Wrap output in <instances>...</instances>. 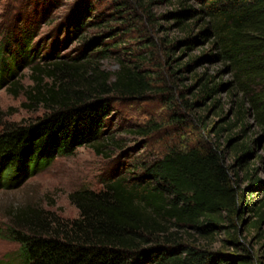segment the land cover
<instances>
[{
	"label": "trees",
	"instance_id": "trees-1",
	"mask_svg": "<svg viewBox=\"0 0 264 264\" xmlns=\"http://www.w3.org/2000/svg\"><path fill=\"white\" fill-rule=\"evenodd\" d=\"M96 6L80 0L62 24L67 38L81 40L83 48L67 60L40 53L29 17L6 30L0 89L11 83L17 95V74L30 67L35 85L27 96L44 112L27 124H0V189L21 187L78 148L98 155L113 148L107 137L113 105L145 100L158 78L171 103L181 102L185 111L198 105L214 110L219 121L211 127L206 117L198 120L214 141L146 158L124 172L113 170L99 190L71 193L79 212L74 220L38 206L18 209L7 238L20 245L21 263L256 264L258 256L264 264V0H112L101 11ZM198 48L199 56L174 67L176 53ZM110 59L116 72L103 68ZM202 62L219 65L228 80L195 75L193 102L185 96L190 89L173 92L170 82ZM224 91L231 96L227 111L216 98ZM218 236L225 238L214 249Z\"/></svg>",
	"mask_w": 264,
	"mask_h": 264
},
{
	"label": "rangeland",
	"instance_id": "rangeland-1",
	"mask_svg": "<svg viewBox=\"0 0 264 264\" xmlns=\"http://www.w3.org/2000/svg\"><path fill=\"white\" fill-rule=\"evenodd\" d=\"M85 1L97 2L96 9L99 11L112 2V0H81V2ZM42 5L46 10H41ZM79 5L80 0H0V47L7 34L6 30L8 31L14 22L23 24L25 17H29L36 22L33 24L37 30L34 46H38L43 56H58L67 60L81 54L83 49L81 40H77L76 37L67 38L65 28L62 27L71 10L78 8ZM158 11H163V8ZM10 30L14 31L13 28ZM57 42V51L53 53ZM202 51V48H198L187 54L176 53L175 57L180 60L174 64V67L184 66ZM7 59L11 62L9 57ZM40 62L38 59L36 64ZM102 65L109 72L118 70V65L113 59L103 62ZM219 67L211 62H202L194 71L189 70L177 75L176 82H170L174 84L171 85L173 92L174 87L188 88L190 91L186 92L185 96L191 102L197 100L195 95L199 92V79L195 75L216 76V83L218 81L224 83L228 77L219 75ZM155 76H159L157 72ZM17 77L22 87L17 95L11 92V83L0 89V124L8 126L27 124L43 115L44 108L32 105V101L27 96L35 85L30 67L19 71ZM154 86L155 92L145 100L115 102L113 105L114 112L108 121L107 131V137L113 139V148H104L102 155H98L91 147L78 148L74 155L59 157L51 166L31 176L21 187L0 189V264H22L19 258L20 245L7 238V228L11 225L13 213L18 209L38 206L62 220H74L79 216V212L69 200L71 193L83 188L99 190L102 188V181L107 179L113 170L117 173L124 172L125 168L138 165L146 158L164 156L171 149L203 146L206 139L214 141L203 134L202 126L198 123L199 118L203 116L206 117L205 121L209 122L210 127L213 122L219 121L212 108L202 109V106L198 105L191 111H185L181 107V102L175 104L174 101L173 103L169 101L170 94L163 90L162 78L155 80ZM216 98L226 104V111L229 110L231 99L229 93L224 91ZM150 128L154 131L149 135L141 133ZM99 145L103 146V143ZM224 238V236L216 238L213 242L214 249L221 248L223 243L221 240ZM207 242L201 241V245H211V242L208 244ZM258 248L259 246L256 245L255 251ZM262 261L264 262V259ZM256 264H261L258 256Z\"/></svg>",
	"mask_w": 264,
	"mask_h": 264
}]
</instances>
